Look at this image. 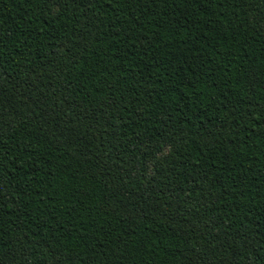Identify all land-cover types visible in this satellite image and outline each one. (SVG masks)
<instances>
[{"label":"trees","instance_id":"1","mask_svg":"<svg viewBox=\"0 0 264 264\" xmlns=\"http://www.w3.org/2000/svg\"><path fill=\"white\" fill-rule=\"evenodd\" d=\"M0 264H264V0H0Z\"/></svg>","mask_w":264,"mask_h":264}]
</instances>
